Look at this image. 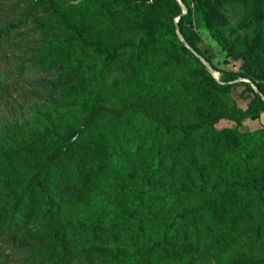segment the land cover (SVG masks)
<instances>
[{"label": "trees", "instance_id": "16d2710c", "mask_svg": "<svg viewBox=\"0 0 264 264\" xmlns=\"http://www.w3.org/2000/svg\"><path fill=\"white\" fill-rule=\"evenodd\" d=\"M24 1L21 20L0 26V106L55 101L21 81L19 54L35 44L49 65L74 69L75 104L55 101L4 132L0 264H29L34 245L51 264H74L77 244L80 264H264L262 247L223 257L246 226L264 241V129L237 128L264 113V98L250 82H230L248 78L264 95V38L252 27L264 0H182L179 29L196 52L219 70L184 23L192 14L243 59L221 81L179 38L177 0ZM241 10L249 19L230 25ZM218 22L243 33L237 54ZM29 26L44 38L31 39ZM16 65L17 79L1 75ZM146 101L171 107L154 112ZM140 116L150 132L135 126ZM222 119L236 127L218 129ZM104 163L129 177L106 181ZM158 215L157 233L139 243Z\"/></svg>", "mask_w": 264, "mask_h": 264}, {"label": "rangeland", "instance_id": "374dc122", "mask_svg": "<svg viewBox=\"0 0 264 264\" xmlns=\"http://www.w3.org/2000/svg\"><path fill=\"white\" fill-rule=\"evenodd\" d=\"M32 1V0H31ZM143 0H137L140 3ZM181 6L182 14L176 17L175 22L176 25L181 21L183 16L188 15V8L182 0H177ZM28 2L24 0H0V26H6L12 22H18L22 18V13L26 9ZM194 7V2L192 0V8ZM152 11V10H151ZM258 18L257 21L253 23L252 27L256 28V31L264 38V9L260 10L257 13ZM255 15V16H257ZM249 10H241L240 13H233L230 16V25L237 26L243 19L248 18ZM192 25L190 26L187 18L184 19V23L188 25L189 30L191 31L194 39L196 40L198 46L202 50H206L208 55L210 56L212 62L215 66L220 70H215L213 75L221 81L223 76H225L227 71H239L242 70L243 59L239 56L230 54L228 50H225L223 46L219 43V41L212 35L210 29L203 25L199 24L197 20H194V14L191 15ZM249 19V18H248ZM222 34L225 35L227 41L230 39L229 43L231 46L235 48V53H238V48L240 45V37L243 36L242 32L230 34V26L224 27L221 23H217L214 25ZM26 31H28L29 36H33L32 26H29ZM228 31V32H227ZM255 33L253 29L251 30V34ZM241 35V36H239ZM42 35H35L31 37V39H43ZM43 47L42 44H35L31 48H26L21 51L19 54L18 60L20 62H25V70L24 76L22 77V83L27 87H39L40 89L47 91L53 97L55 101H60L61 103H69L70 105H74V99L72 92H74V69L70 66L61 67V66H52L45 62L43 58L42 51H39L38 48ZM205 58V57H204ZM206 59V58H205ZM207 60V59H206ZM261 60L264 67V61ZM19 65L14 66L13 68L3 69L1 75L4 77H10L17 79L20 76ZM225 72V73H224ZM238 81H246L252 82V80L248 78H239L231 83ZM16 96V95H14ZM19 100H22L18 97ZM55 101L48 102L46 100L36 99L33 103H31L27 108L12 113L7 110L4 106H0V145L4 140V132L8 129H12L13 125H21L24 123H33L37 118V111L53 107ZM238 104L245 108L247 105V101L241 97L237 98ZM145 105L154 112H159L164 108L171 107L168 103L160 101H146ZM135 126L143 129L146 132H150L151 127L154 126V123L146 118L145 116H140L137 118L135 122ZM218 129L222 128H231L236 127V123L233 121L222 119L217 123ZM240 131H252L256 129H264V113L258 119H247L242 122L240 126L237 127ZM106 181H114L115 183H123L124 180L129 177V175H121L115 174V170L112 169L109 165L103 164L101 166V174ZM13 193V190H11ZM96 196V195H95ZM109 194L105 193L103 197H108ZM97 198H93V203L96 205ZM160 215H158L152 224L147 225L146 231L139 237V243H147L152 240L153 235L157 233L159 227V219ZM255 233L252 231V227L246 226L243 228L241 235L237 240L235 245L230 246L227 249V253L223 255V257H227L233 253L251 252L253 249L257 247H262V251L264 252V241L259 240L256 241ZM91 243V242H90ZM109 245H112L111 243ZM46 251L45 248L41 246H29V253L31 256H34L29 264H51L52 262L47 258L41 255L40 250ZM103 251V248H101ZM81 249L79 244L75 246L73 253L77 254V258L73 260L74 264H80L82 255L80 254ZM69 257V255H68ZM204 264H221V260H208L204 262Z\"/></svg>", "mask_w": 264, "mask_h": 264}, {"label": "water", "instance_id": "95a60500", "mask_svg": "<svg viewBox=\"0 0 264 264\" xmlns=\"http://www.w3.org/2000/svg\"><path fill=\"white\" fill-rule=\"evenodd\" d=\"M176 31H177V34L179 36V38L182 40V42L188 47L190 48L194 53L195 55H197L201 61L208 67L209 71L213 74L215 72L214 68L210 65V63L203 57L201 56L198 52H196L189 44L188 42L185 40L183 34L181 33L180 29H179V26L178 24L176 25ZM252 87L254 88V90L256 91V93H258L259 95H261L263 98H264V95L262 94V92L257 88V86L253 83V82H250Z\"/></svg>", "mask_w": 264, "mask_h": 264}]
</instances>
